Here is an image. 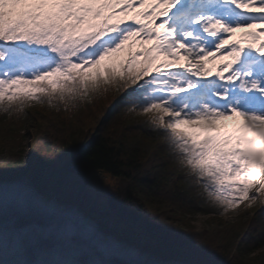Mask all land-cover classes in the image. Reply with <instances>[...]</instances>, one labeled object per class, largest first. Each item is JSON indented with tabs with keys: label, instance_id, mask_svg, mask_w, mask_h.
<instances>
[{
	"label": "snow or ice",
	"instance_id": "1",
	"mask_svg": "<svg viewBox=\"0 0 264 264\" xmlns=\"http://www.w3.org/2000/svg\"><path fill=\"white\" fill-rule=\"evenodd\" d=\"M237 31L241 37L232 40ZM135 44L140 47L133 51ZM126 46L125 59L106 62ZM225 57L215 71L208 67ZM110 89L120 93L112 111L147 117L142 133L115 141L101 136L96 144L87 134L66 141L57 154L36 148L31 166L29 158L17 156L0 168V214L5 189L15 211L12 229L0 232V250L12 257L10 264H37L36 256L47 258L40 264H81L78 250L69 246L77 225L26 219L39 213L82 221L109 258L101 264H218L205 259L215 252L200 242L203 234L185 237L188 251L178 255L104 232L79 207L42 190L33 169L47 172L58 156L79 148L92 186L145 222L165 225L135 196L140 184L152 190L150 197L156 193L155 200L183 199L164 187L175 179L164 165L154 181L133 174L157 168L143 146L155 136L221 211L245 201L249 207L264 204V0H0V109L23 113L32 103H47L68 111ZM236 117L243 123L231 130L218 123ZM117 174L132 183L125 185ZM241 236V252L264 247V210ZM243 264H264V255Z\"/></svg>",
	"mask_w": 264,
	"mask_h": 264
},
{
	"label": "trees",
	"instance_id": "2",
	"mask_svg": "<svg viewBox=\"0 0 264 264\" xmlns=\"http://www.w3.org/2000/svg\"><path fill=\"white\" fill-rule=\"evenodd\" d=\"M119 95L120 93L110 89L106 94L96 96L91 102H84L77 108L70 107L68 111H64L63 105H60L59 110L52 108V115H45L47 114L46 108H51L47 103H32L24 108L23 113H6L3 109H0V144L9 143L13 140L10 134L14 126L20 128L25 125L29 127L33 141L39 143L40 150L45 154L60 153L64 150L66 141H82L87 134H91L90 144L99 142L101 136L106 140L115 141L121 139L125 134L140 135L144 124L138 125L134 122V117L112 111V106ZM83 114L85 117L78 116ZM66 115H68L67 117L70 120H72L71 118L78 120L77 124H71L68 127L63 126V117ZM40 128L47 130L45 134L40 133L38 136L39 132L37 133L36 131ZM93 129H96V131L94 132ZM116 133H119V135H116ZM55 137L58 138L57 143L55 142ZM148 142L151 144L150 146ZM165 143L162 138L155 136L144 140L143 146L145 150L151 153L148 158H155L153 162L157 164V168L155 170L142 169L133 173L134 176H139L141 180L147 179L150 175L154 181L158 174L164 171V168H161L160 165H164L167 171L175 176V179L170 180L164 187L170 192L173 190L180 192L183 196L182 200L177 199L175 196H166L163 201L155 200L156 193L153 192L152 197H150L149 192L152 190L145 191V188L140 184L137 185L139 190L135 192V196L145 203L153 215L159 216V222L165 225L145 222L123 208L108 192L105 194V202L108 207L106 215L113 218L115 222L127 226L131 231L144 235L147 239L144 245L149 249L162 254L177 253L178 255H183L188 251V241L185 237L189 235L174 232L168 220L177 217L178 214L174 213L169 216V214L164 213V210L191 213L198 209H204L208 214L213 215L220 214L221 210L218 205L212 203L211 199L206 198L204 200L205 191L202 183L197 180L194 174L187 169H182L176 163L173 159L174 154L164 147ZM80 151L81 149L79 148H70L57 157V161L51 169L56 174L66 168V170L76 175H87L88 171L83 167L79 159ZM147 154L149 153L144 152V155ZM144 155L141 156L142 161ZM35 170L36 168H34ZM120 171L127 173L133 170L123 168ZM184 176L188 178L181 180ZM116 178L124 181L125 185L132 183V180H125L119 174H117ZM200 206H203V208ZM216 223L217 225L213 226L212 229L201 233L203 235L199 236V240L200 242L206 241L205 245L213 246L216 252H219L218 264H243L247 260H255L264 255L262 250L255 255L244 254V252L240 251V241L243 240L241 233H246L244 232V225L236 226L223 223L221 220L216 221Z\"/></svg>",
	"mask_w": 264,
	"mask_h": 264
},
{
	"label": "rangeland",
	"instance_id": "3",
	"mask_svg": "<svg viewBox=\"0 0 264 264\" xmlns=\"http://www.w3.org/2000/svg\"><path fill=\"white\" fill-rule=\"evenodd\" d=\"M240 37L241 33H239L237 36H234L235 40L239 39ZM129 43L131 44L132 42ZM139 47L140 46L138 44H135L132 46V50L136 51ZM126 56L127 46L124 52L109 58L106 62L118 63L120 60L125 59ZM181 63H184V61L181 60ZM46 109L47 110L45 111L47 114L45 115H52V108ZM67 116L68 115L64 117L62 116L64 119L63 126L68 127L71 124H77L78 120L75 118H71L72 120H70V118ZM78 116L85 117L84 114ZM146 120L147 117L145 116L134 117V122L138 125L144 124ZM218 123L222 126L223 130H231L234 127L242 124L243 121L239 117H236L229 120H221L218 121ZM42 128L37 129L38 131L36 132H39L38 136L40 133H46L47 129ZM193 131L199 132L201 130L194 129ZM10 136L13 137L12 141L9 143L4 142L3 144H0V168H3L10 163H16L17 161L15 157L17 156L21 157L24 161H27L29 158V164L31 166L33 164V153L36 151V148H39V143L37 141H33L29 127H26V125L20 128L14 126V128L11 130ZM54 139L56 142L58 138L55 137ZM148 144L149 146L151 145L149 142ZM34 145L35 147H33ZM145 152L150 153L147 152V150H145ZM33 175L40 184L42 190L67 204L79 207L84 212V214L90 219L94 220L104 232L118 235L133 242H141L143 244L146 242L147 239L144 235L131 231L127 226L115 222L113 218L106 215L108 212V207L105 202V194L107 191L99 186H92L89 174L85 176H79L64 168L58 174H56V172H54L52 169L47 172H41L38 169L34 171L33 169ZM109 179L111 180L112 177H109ZM206 198L210 199L207 193L204 192V200H206ZM249 203L250 201H245L238 207L230 209L227 212L221 211V213L217 215L208 214L204 209H198L191 213L178 212L176 210L168 211L165 209L164 213L167 215L169 214V216L173 215L174 213L178 214L177 217L170 219L168 218V223L174 232L184 233L186 235L207 232L212 229L213 226L217 225L216 221L218 220H221L223 223L233 224L236 226L244 225V232H246L257 213L264 210V204H261L260 201L252 204L251 207H249ZM201 208H203V206ZM201 242L202 244L206 243V241ZM211 249L214 250L215 256L207 257L205 259L209 261L211 259H215L218 261V257H220L219 252H216L213 246ZM261 250L264 252V247H257L256 250L252 252H244V254L255 255L256 253H260Z\"/></svg>",
	"mask_w": 264,
	"mask_h": 264
},
{
	"label": "water",
	"instance_id": "4",
	"mask_svg": "<svg viewBox=\"0 0 264 264\" xmlns=\"http://www.w3.org/2000/svg\"><path fill=\"white\" fill-rule=\"evenodd\" d=\"M15 211L8 202L7 191L5 189L3 197V210L0 214V232L7 234L13 227ZM28 222L36 224H48V225H62L64 223H71L77 225L76 239L72 242L71 247L78 250L77 259L81 264H101L102 261L109 259L100 251H98L95 241L87 235L83 229V222L76 218H58L51 219L45 217L39 213H35L26 218ZM37 264L40 261L47 259L46 257L36 256L33 257ZM12 257L6 250H0V264H10Z\"/></svg>",
	"mask_w": 264,
	"mask_h": 264
},
{
	"label": "bare ground",
	"instance_id": "5",
	"mask_svg": "<svg viewBox=\"0 0 264 264\" xmlns=\"http://www.w3.org/2000/svg\"><path fill=\"white\" fill-rule=\"evenodd\" d=\"M239 33H240V31H237L235 36H237ZM231 39L235 40L234 36ZM226 60H227V57H225L223 59H216V60L211 61L210 63H208V67L210 69L212 68V70L215 71L217 66L223 64L224 62H226ZM212 78L214 79L215 77L213 76Z\"/></svg>",
	"mask_w": 264,
	"mask_h": 264
}]
</instances>
